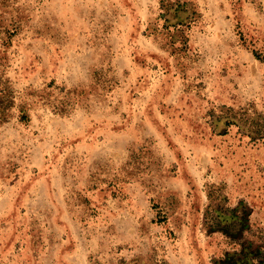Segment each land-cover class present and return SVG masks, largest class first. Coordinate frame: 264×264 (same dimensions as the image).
I'll return each mask as SVG.
<instances>
[{
    "label": "rangeland",
    "instance_id": "obj_1",
    "mask_svg": "<svg viewBox=\"0 0 264 264\" xmlns=\"http://www.w3.org/2000/svg\"><path fill=\"white\" fill-rule=\"evenodd\" d=\"M0 90V264L264 262V0H0Z\"/></svg>",
    "mask_w": 264,
    "mask_h": 264
},
{
    "label": "trees",
    "instance_id": "obj_2",
    "mask_svg": "<svg viewBox=\"0 0 264 264\" xmlns=\"http://www.w3.org/2000/svg\"><path fill=\"white\" fill-rule=\"evenodd\" d=\"M6 103H7V94L3 90H0V123L1 122H5V120L7 118L6 117V110H7ZM244 115H246V114H243V116ZM228 117H230V116H228ZM232 119L234 121H238L240 123H241V121L244 122L245 127L250 129L251 130V134L253 133L254 135L257 136V138H259V139H263L264 138V123L261 122V123L257 124V127L255 129L252 126L256 122L255 120H252L249 123L250 119H248L247 117H243V119H242L241 117H238V116H232ZM261 119H263V118H259L258 120H261ZM219 224L221 226L222 222L219 221ZM253 261H255V263H252V264H264V262L262 260L260 261V263H258V261H259L258 259H254Z\"/></svg>",
    "mask_w": 264,
    "mask_h": 264
}]
</instances>
